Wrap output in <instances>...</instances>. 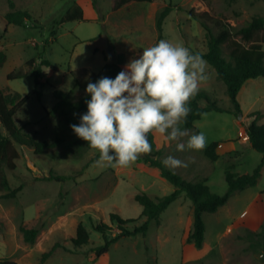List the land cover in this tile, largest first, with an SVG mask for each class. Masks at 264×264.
Listing matches in <instances>:
<instances>
[{"label":"rangeland","instance_id":"rangeland-1","mask_svg":"<svg viewBox=\"0 0 264 264\" xmlns=\"http://www.w3.org/2000/svg\"><path fill=\"white\" fill-rule=\"evenodd\" d=\"M114 1L0 0V50L8 57L0 69V87L5 94L25 96L36 88L34 78L9 80L10 73L24 71L32 59L36 65L42 60L51 63V67H42L45 83L39 89L42 100L33 97L18 112L16 123L25 124L38 141L64 140L40 155L31 148L17 146L20 158L16 169L8 171L7 177L12 189L23 188L14 199L0 195V261L98 264L94 250L104 245L105 240L95 231L94 224L109 225L112 230L108 239L112 240L120 229L111 222V214H118L124 220H137L127 225L134 229L146 221L143 207L135 200L137 194L156 198L175 190L170 182L151 174L142 160L144 155L127 168L98 167L93 160L98 152L86 147L78 149L80 138L71 127L61 116L48 114L47 110L51 111L57 103L54 89L70 93L77 102L85 93L76 88L75 76L84 71L87 75H102L105 64L116 61L119 54L124 55L123 70H126L125 65L139 58L142 49L161 39L182 43L193 53H206L207 31L191 12L207 13L208 24L213 29L216 22L241 27L254 18H264L263 0H152L150 4L131 3L119 10L113 9ZM11 2L15 9L11 8ZM76 4L83 9L84 20L63 23L66 13ZM168 6L172 11L159 31L158 16ZM13 11L28 12L32 19L25 26L8 25L5 16ZM207 75L199 92H206L221 107L233 110L226 85L208 63ZM238 101L242 115L208 112L195 122V129L189 130L203 132L207 145H219L217 162L210 161L204 150L177 151L175 142L166 143L155 135L157 149L163 152L162 159L172 155L188 164L186 168L176 169V173L189 182L206 179L211 191L218 195L228 188L227 168L231 167L238 175L252 174L262 161V154L243 140L241 132L247 131V116L251 112L261 111L264 123V79L246 82ZM201 105L205 106L206 102L202 101ZM0 130H3L1 124ZM225 150L230 152L226 154ZM59 176L66 180H50ZM236 195L230 208L222 207L217 213L205 216L203 256L195 257L198 249L188 242L192 230L188 219L193 203L182 194L161 215L159 225L151 224L146 236L122 238L112 244L107 253L108 264H264L261 234L264 170L256 187ZM80 224L86 228L90 243L77 248L72 240L77 237ZM21 225L39 231L35 243L24 240Z\"/></svg>","mask_w":264,"mask_h":264},{"label":"trees","instance_id":"trees-1","mask_svg":"<svg viewBox=\"0 0 264 264\" xmlns=\"http://www.w3.org/2000/svg\"><path fill=\"white\" fill-rule=\"evenodd\" d=\"M235 1V0H233ZM264 1V0H263ZM152 0H115L114 10H119L131 3H151ZM11 8L15 9V5L11 2ZM171 8L168 6L162 10L157 19V29L162 31L164 21L171 13ZM191 15L202 24L207 31L208 51L200 53L203 59L213 67L217 77L222 81L227 88V95L234 107L233 110L221 107L216 101L212 100L206 92H199L191 101V113L187 117L186 124L183 127L188 130L195 129V122L199 121L203 115L208 112H227L235 116L242 115V107L238 101V97L246 84L251 80L264 79V18L257 17L251 22L246 23L241 27H234L228 23L216 22L215 29L208 24V14ZM32 17L25 11H13L5 16L8 25L25 26L26 22ZM84 11L76 4V6L68 11L62 22L83 21ZM198 53V52H196ZM7 54L0 50V69L7 62ZM124 55L119 54L116 61L107 62L104 66V74L87 75L84 71L81 75L75 76L76 88L83 91L85 94L79 101L74 102L70 93H65L61 90L54 89V98L57 101L55 107L48 111L51 116L59 115L70 126L80 123L81 115L87 112L86 101L90 100V95L86 93V87L89 82L95 83L102 77L114 79L116 75L123 70ZM27 68L16 74L10 73L7 77L9 80L34 78L36 88L33 92L25 96L16 93L14 95H6L0 87V124L3 130H0V195L4 199H14L22 190V186L12 189L7 177L8 171H14L17 167L16 161L20 158L17 146L27 147L34 150L36 154H44L47 150L54 149L64 143L62 139H56L54 142L38 141L24 129L17 125L16 116L18 112L33 98L42 100V92L40 88L45 84L42 79L44 77L43 66L51 67V63L42 60L41 64L36 65L34 59L26 64ZM49 84V83H46ZM206 102V105H201V102ZM263 113L254 111L248 114L247 119L249 125L247 132L249 142L252 149L262 154V161L252 174L238 175L231 171V167L225 171L227 190L223 195L215 194L211 191L207 184V180L203 179L198 182H189L180 174L170 170L161 163L163 152L157 149L155 136L150 135L149 140L152 143V152L144 155L143 162L151 168L160 171L161 176L170 182L175 190L171 194L164 197L152 198L145 193H140L135 196V200L143 207L142 216L146 221L139 227L134 229L128 228L127 225L136 222L137 220H124L118 214H111V222L116 223L120 229V233L112 240L108 239V235L112 230L109 225L104 222L94 224L96 232L100 233L105 240L104 245L94 250L95 258L98 260L107 254L112 244L118 242L122 238L134 237L137 235L146 236L151 224L154 222L159 225L161 215L174 203L182 194H186L193 203V226L188 236V242L192 243L198 250L202 249L205 244L207 226L205 222V214H215L228 204L230 199L237 193L246 191L249 188L256 187L263 176L264 170V123L261 122ZM199 133V131H198ZM77 148H90L86 141L79 139ZM217 143L207 145L203 150L205 156L212 162H217L220 158L216 152ZM92 149V148H90ZM98 159V153L93 160ZM65 181L63 177L50 178V180ZM21 232L24 240L27 243H35L39 231L34 228H27L21 225ZM264 238V226L262 233ZM77 248H82L90 243L88 232L84 225L80 224L77 231V237L72 240ZM46 254L45 257L49 256ZM0 264H18L14 261L3 260Z\"/></svg>","mask_w":264,"mask_h":264},{"label":"clouds","instance_id":"clouds-1","mask_svg":"<svg viewBox=\"0 0 264 264\" xmlns=\"http://www.w3.org/2000/svg\"><path fill=\"white\" fill-rule=\"evenodd\" d=\"M114 79L89 82L87 112L80 123L70 125L76 136L98 152L101 168H127L152 152L150 135H159L176 150L202 151L207 146L203 132L183 127L191 113V101L208 79L207 62L182 43L161 39L145 47L139 58ZM161 163L175 171L188 164L172 155Z\"/></svg>","mask_w":264,"mask_h":264},{"label":"crops","instance_id":"crops-1","mask_svg":"<svg viewBox=\"0 0 264 264\" xmlns=\"http://www.w3.org/2000/svg\"><path fill=\"white\" fill-rule=\"evenodd\" d=\"M80 6V5H79ZM85 15V14H84ZM27 67V66H26ZM19 94H21V93H19ZM57 104V103H56ZM55 104V105H56ZM54 105V106H55ZM20 127H22L23 129H24V131L25 132H27L28 134H30V135H32L33 136V133H31L30 131H27L28 130V127L25 125V124H21V125H19ZM224 145H222V147H221V149H224ZM230 152V151H229ZM228 151H226L225 150V153L227 154V153H229ZM217 153L219 154L220 153V151H217ZM224 153V154H225ZM148 170H150V172H151V174L152 175H154V176H157V179H159V180H161V181H163V182H165V180L166 179H164L162 176H161V173H160V171L159 170H157V169H155V168H151V167H149V169ZM236 194L230 199V201L228 202V204L227 205H225L224 207H227V208H230L229 207V204H230V202H231V200H233V199H235L236 198ZM182 197V195L180 196V198ZM179 198V199H180ZM178 199V200H179ZM177 200V201H178ZM183 201H186L187 202V200L186 199H182ZM176 201V202H177ZM175 203V202H174ZM173 203V204H174ZM172 204V205H173ZM188 204V203H187ZM191 207V209H190V216H189V219H188V222L190 223V225H192L193 226V220H194V218H193V214H194V209H193V205H191L190 206ZM243 211V210H242ZM242 211L241 212H239L237 215H236V217L237 218H240V216H241V213H242ZM207 214H205V216H206ZM235 215V214H234ZM205 216H204V218H205ZM195 251V250H194ZM205 251H206V249H200V250H197V251H195L196 253H195V257H197V258H199V257H201V256H203V254L205 253ZM108 254H106L105 256H103V257H101V258H99V260H98V264H108Z\"/></svg>","mask_w":264,"mask_h":264},{"label":"built area","instance_id":"built-area-1","mask_svg":"<svg viewBox=\"0 0 264 264\" xmlns=\"http://www.w3.org/2000/svg\"><path fill=\"white\" fill-rule=\"evenodd\" d=\"M241 136H243L244 141H249V135L247 131L241 132Z\"/></svg>","mask_w":264,"mask_h":264}]
</instances>
